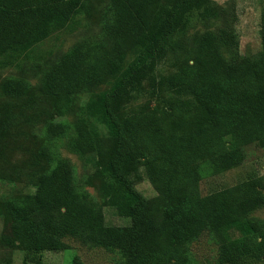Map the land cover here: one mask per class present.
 Listing matches in <instances>:
<instances>
[{
	"label": "trees",
	"instance_id": "trees-1",
	"mask_svg": "<svg viewBox=\"0 0 264 264\" xmlns=\"http://www.w3.org/2000/svg\"><path fill=\"white\" fill-rule=\"evenodd\" d=\"M84 5L0 0V62L23 57L65 29ZM196 17L219 15L209 0H111L102 34L74 45L41 81L59 115L70 114L82 94L114 81L80 108L73 145L93 159L105 206L123 224L107 222L104 207L76 185L74 166L54 153L52 144L72 125L53 119L44 126L47 142L31 160L36 189L6 204L8 232L0 243L39 263V255L65 251L63 239L73 237L117 252L119 264H190L191 245L207 232L221 247L220 264H264V221L253 216L264 208L263 178L199 195L204 164L221 175L244 164L250 144L264 147V50L257 59L241 57L229 28L197 33L191 58L158 76V65ZM144 84L162 105L127 112ZM29 88L18 77L1 84L13 98ZM11 119H0L1 126ZM139 171L159 193L156 199L137 189Z\"/></svg>",
	"mask_w": 264,
	"mask_h": 264
},
{
	"label": "rangeland",
	"instance_id": "rangeland-1",
	"mask_svg": "<svg viewBox=\"0 0 264 264\" xmlns=\"http://www.w3.org/2000/svg\"><path fill=\"white\" fill-rule=\"evenodd\" d=\"M219 17L202 21L192 19L187 32L178 38L170 47L167 57L160 62L157 74L166 77L178 70L192 55L193 37L206 31H217L220 28L234 30L239 42L238 53L241 57L257 59L264 50V0H209ZM111 0H85L81 14L65 29L55 33L45 42L38 44L23 57L9 55L0 62V119L12 116L9 123L1 126L0 120V236L8 232L10 215L5 212L6 204L27 194L34 193L36 185L33 180L31 160L38 153V147L47 142L44 126L49 120H66L72 125L66 136L52 144L55 154L67 160L75 168L76 185L81 190L89 191L104 207L106 219L111 224H123V220L114 215L105 206L101 195L102 182L94 179L96 170L90 155L82 156L74 149L76 138L75 124L79 121L80 108L84 107L97 93L113 87L114 81L102 85L94 94L84 93L77 100L75 109L70 114L59 115L52 103L41 91V81L58 59L74 45L85 40L98 38L103 32V20ZM230 56V53H228ZM131 55H127L129 61ZM9 77L26 79L30 88L22 98L5 95L1 90L2 82ZM148 87L144 84L133 101L126 105L127 112L141 109L146 105L162 104L150 98ZM99 128L106 134L101 121ZM247 159L240 167L221 175H213L210 167L203 165V179L199 185V195L206 196L213 192L240 184L251 177H262L264 180V147L250 144L247 148ZM87 154H89L87 152ZM137 189L149 200L159 196L152 183L143 171L133 175ZM264 221V208L253 215ZM67 249L60 252H44L41 263L30 259L28 254L19 248H11L0 243V264H119L121 256L103 248H92L73 237L63 239ZM218 241L209 233L203 234L190 247V264H220Z\"/></svg>",
	"mask_w": 264,
	"mask_h": 264
}]
</instances>
